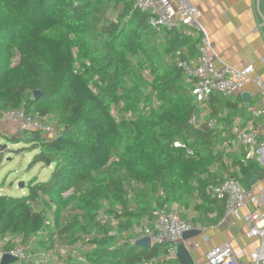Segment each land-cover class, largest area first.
<instances>
[{"label":"trees","instance_id":"trees-1","mask_svg":"<svg viewBox=\"0 0 264 264\" xmlns=\"http://www.w3.org/2000/svg\"><path fill=\"white\" fill-rule=\"evenodd\" d=\"M148 19L134 0H0V112L23 109L61 128L56 139L25 132V149L37 150L28 171H53L47 181L32 179L26 196H0V236L19 237L33 254L59 253L58 245L68 251L67 264H143L166 246L121 241L158 210L198 198L194 222L221 221L224 202L206 192L218 183L212 170L221 158L214 155L220 130L190 123L200 111L177 66L198 55L200 36L185 28L157 33ZM215 103L221 106L209 116L216 127L230 124L238 101L220 95ZM239 173L248 189V176L264 178L252 160ZM105 203L115 228L97 221ZM210 212L218 217L209 220ZM84 237L92 249L80 263L71 249Z\"/></svg>","mask_w":264,"mask_h":264},{"label":"built area","instance_id":"built-area-1","mask_svg":"<svg viewBox=\"0 0 264 264\" xmlns=\"http://www.w3.org/2000/svg\"><path fill=\"white\" fill-rule=\"evenodd\" d=\"M134 3L136 8L149 16L148 25L155 32L162 33L185 28L189 30H187L188 33L185 31L188 35L196 33L200 36L198 57L188 61L177 60V66L182 70L185 83L190 88L200 111L191 116L192 125L206 124L208 129L218 128L216 120L211 118L204 109V104L214 95L233 98L240 94L248 83L255 84L259 90L257 104L245 106V110L251 117L249 126L240 129L234 139L226 140V144L221 142L217 144L214 150L215 156L219 155V150L224 146L229 147L231 152L245 150L249 152L247 157L237 165L227 164L229 173L225 178L218 180L217 184L206 187L209 195L224 202L225 210L221 222L233 225L236 218H242L246 227V237L256 240L258 246L246 260L241 259L244 255L242 250L235 251L229 244L212 247L205 254V259L206 264H264V213L259 212V209L264 206V178L248 189L235 177V174L241 171V165L246 166L249 160L255 161L264 171V80L260 77H251L254 73L253 66L239 71L220 59L202 25L201 10L187 0H134ZM144 77L149 79L148 74H144ZM223 112L227 114L226 110ZM130 117L131 114H128L127 118ZM116 120L120 121L118 115ZM0 124H12L24 132L39 131L48 139L58 138L61 132L60 126L49 117L27 116L23 109L0 112ZM224 137L225 134H223ZM174 146L184 149L188 157L194 154L184 142H176ZM72 192V190L66 192L64 197L70 196ZM248 204L254 205L256 210L246 211L241 217V211L245 210ZM107 209L108 205L105 203L97 215V221L115 228L117 222L107 214ZM195 229L203 231V228L181 218L176 208L165 207L155 213L153 221L144 219L141 224L134 225L130 232L124 233L125 237L121 243L125 241L135 243L138 239L149 238L152 246L165 245L166 251L143 264H171L172 261H176V248L182 244L184 233ZM132 234L136 237L135 239L129 237ZM11 242L13 245L6 249ZM185 245L191 251L200 249L202 244L191 241ZM91 249V245L84 237L73 245L72 258L80 263L85 262L84 253ZM55 250L59 253L50 251L33 254L30 247L22 245L19 237L0 236V264L5 255L15 258L17 262L14 264H23L29 260H44L48 264H67L68 251L59 249L58 245Z\"/></svg>","mask_w":264,"mask_h":264},{"label":"crops","instance_id":"crops-1","mask_svg":"<svg viewBox=\"0 0 264 264\" xmlns=\"http://www.w3.org/2000/svg\"><path fill=\"white\" fill-rule=\"evenodd\" d=\"M187 1L201 10L202 25L220 59L239 71L253 66L254 73L251 77H260L264 80V0ZM195 35L196 33H193V36ZM197 57L198 55L191 60ZM244 94H248L247 100H244ZM217 96L220 95H214L204 104V109L208 115L212 111L218 110L221 106L215 103V97ZM258 96L259 90L256 85L248 83L240 94L230 98L233 101H238V112L231 117L230 124L222 122L218 125L222 144H226V140L234 139L240 129H245L249 126L251 117L245 110V106L256 105ZM222 109L224 108L222 107ZM222 116L225 118L226 114L223 112ZM13 127L17 128L12 124H0V134L5 137L9 136L5 131ZM223 134H225L224 138ZM248 153L245 150L231 152V149L226 146L219 150L221 158L212 170L218 177L217 181L225 178L229 173L227 164H239L241 160L247 157ZM239 174L236 173L235 175ZM200 205L201 201L198 198L190 199L188 206L175 205L181 218L203 228L202 235L193 240L202 244L200 249L191 250L195 264H206L205 254L212 247L222 244H229L235 251L242 250L244 255L241 259L246 260L247 256L257 248L258 242L246 237V227L243 219L240 217L236 218L233 225L220 221L217 225L201 226L199 223L194 222L200 217L196 207ZM255 210L256 207L254 205L248 204L246 209L241 211V217L246 211L254 212ZM259 212L264 213V206L259 209ZM206 217L209 220H214L218 217V213L210 212Z\"/></svg>","mask_w":264,"mask_h":264},{"label":"rangeland","instance_id":"rangeland-1","mask_svg":"<svg viewBox=\"0 0 264 264\" xmlns=\"http://www.w3.org/2000/svg\"><path fill=\"white\" fill-rule=\"evenodd\" d=\"M111 19L115 15L109 11ZM9 141L0 138V196L22 197L26 196L29 191V182L37 178L38 181H47L53 171V167L46 168L37 165L28 171V165L36 151H27L28 148L25 139V132L18 128L6 130ZM23 183L24 187L20 188L19 184ZM195 257V256H194Z\"/></svg>","mask_w":264,"mask_h":264},{"label":"water","instance_id":"water-1","mask_svg":"<svg viewBox=\"0 0 264 264\" xmlns=\"http://www.w3.org/2000/svg\"><path fill=\"white\" fill-rule=\"evenodd\" d=\"M179 32H181V29H179ZM34 96L36 98H38L40 96V93L35 92ZM243 98H244V100H247L248 94H244ZM255 184H256V180H253L250 176H248L247 185L249 187H252ZM19 187L23 188L24 184L20 183ZM201 235H202L201 229H195V230H191V231L184 233V235L182 237V244H180L176 248V261L179 264H195L192 253L186 247L185 243L191 242V241L197 239L198 237H200ZM135 245L138 247H147V248L152 247L149 238L138 239L135 241ZM16 262H17V260L15 258L11 257L10 255H5L2 259L1 264H14Z\"/></svg>","mask_w":264,"mask_h":264}]
</instances>
